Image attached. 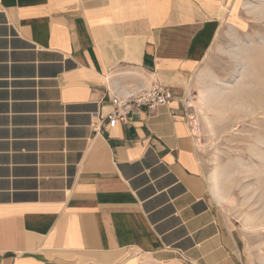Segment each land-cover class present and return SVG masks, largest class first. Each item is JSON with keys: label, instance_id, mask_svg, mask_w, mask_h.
<instances>
[{"label": "crops", "instance_id": "crops-1", "mask_svg": "<svg viewBox=\"0 0 264 264\" xmlns=\"http://www.w3.org/2000/svg\"><path fill=\"white\" fill-rule=\"evenodd\" d=\"M231 1L0 0V264H241L184 107Z\"/></svg>", "mask_w": 264, "mask_h": 264}, {"label": "rangeland", "instance_id": "rangeland-1", "mask_svg": "<svg viewBox=\"0 0 264 264\" xmlns=\"http://www.w3.org/2000/svg\"><path fill=\"white\" fill-rule=\"evenodd\" d=\"M225 14L184 107L241 264H264V0H232ZM214 190L226 201L219 203Z\"/></svg>", "mask_w": 264, "mask_h": 264}, {"label": "built area", "instance_id": "built-area-1", "mask_svg": "<svg viewBox=\"0 0 264 264\" xmlns=\"http://www.w3.org/2000/svg\"><path fill=\"white\" fill-rule=\"evenodd\" d=\"M171 91L160 84H153L149 88L128 93L122 97L111 99L114 107L111 113V122L125 120L132 112L140 109L153 111L168 106L173 100Z\"/></svg>", "mask_w": 264, "mask_h": 264}, {"label": "bare ground", "instance_id": "bare-ground-1", "mask_svg": "<svg viewBox=\"0 0 264 264\" xmlns=\"http://www.w3.org/2000/svg\"><path fill=\"white\" fill-rule=\"evenodd\" d=\"M254 12V11H253ZM219 189V188H218ZM214 196L216 197V200H217V198H218V201H219V203H223V202H225L226 201V199H227V194L225 195H221V193H219L218 191H215L214 190Z\"/></svg>", "mask_w": 264, "mask_h": 264}]
</instances>
